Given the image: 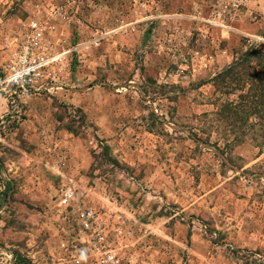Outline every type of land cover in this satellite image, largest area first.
Returning <instances> with one entry per match:
<instances>
[{
	"label": "rangeland",
	"instance_id": "374dc122",
	"mask_svg": "<svg viewBox=\"0 0 264 264\" xmlns=\"http://www.w3.org/2000/svg\"><path fill=\"white\" fill-rule=\"evenodd\" d=\"M33 23L60 57L0 91V264H89L87 210L123 264H264L258 62L220 77L264 0H0V67Z\"/></svg>",
	"mask_w": 264,
	"mask_h": 264
},
{
	"label": "built area",
	"instance_id": "2783aa9c",
	"mask_svg": "<svg viewBox=\"0 0 264 264\" xmlns=\"http://www.w3.org/2000/svg\"><path fill=\"white\" fill-rule=\"evenodd\" d=\"M246 2L247 0H241ZM42 32L37 23L31 25V34L27 36L25 44L14 53L12 59L0 67V91L14 96L17 93L27 94L29 90L39 92L41 86H35L42 78L46 66L56 62L60 55L46 57L44 53ZM74 199L70 188H63L59 197V205L68 207ZM82 229L90 232L94 244V256L89 264H123L117 253L106 245V235L100 228L101 216L94 211L87 210L79 214Z\"/></svg>",
	"mask_w": 264,
	"mask_h": 264
},
{
	"label": "trees",
	"instance_id": "16d2710c",
	"mask_svg": "<svg viewBox=\"0 0 264 264\" xmlns=\"http://www.w3.org/2000/svg\"><path fill=\"white\" fill-rule=\"evenodd\" d=\"M264 46L261 45V47H253L249 49L245 55H243V59L240 61H236L232 66L228 67L221 75L220 77H225L226 75H233L235 73V69L239 66L246 65L250 66V64L253 62V60L257 61V71L255 72V75H257V82L261 86L259 88V91L264 92V88H262V85L264 86ZM262 81V82H261ZM254 110H256L257 105L253 104Z\"/></svg>",
	"mask_w": 264,
	"mask_h": 264
}]
</instances>
